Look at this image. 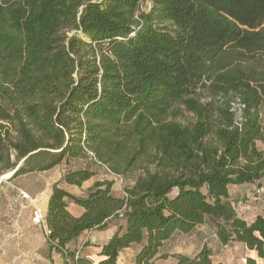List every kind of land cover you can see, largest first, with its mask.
<instances>
[{
	"label": "trees",
	"instance_id": "1",
	"mask_svg": "<svg viewBox=\"0 0 264 264\" xmlns=\"http://www.w3.org/2000/svg\"><path fill=\"white\" fill-rule=\"evenodd\" d=\"M141 1L0 0V174L24 156L20 172L71 157L125 177L144 171L125 196L111 179L84 195L53 185L47 243L71 257L66 243L121 216L100 264L132 244L134 264H153L175 231L206 222L222 244L255 254L245 264H264V214L247 222L228 200L230 184L264 178V0H149L147 11ZM233 96L244 103L239 124ZM94 174L82 167L62 180L82 186ZM174 256L170 264H211L206 245Z\"/></svg>",
	"mask_w": 264,
	"mask_h": 264
},
{
	"label": "rangeland",
	"instance_id": "2",
	"mask_svg": "<svg viewBox=\"0 0 264 264\" xmlns=\"http://www.w3.org/2000/svg\"><path fill=\"white\" fill-rule=\"evenodd\" d=\"M93 1L94 0H91V2ZM150 4L151 3L149 0H142L140 3V9L147 11L150 8ZM84 7L85 4L81 5L78 8V18ZM137 13L138 12H136V17H138ZM67 36L69 38L73 36H79L80 38L89 41V39L84 35L81 29H71L67 31ZM209 98L210 96H206V98H204V100L202 101L208 100ZM242 104L244 103L239 99L238 96H233L232 100L230 101V109L233 111L234 122L236 124H239L244 119L242 112L244 106ZM259 111L262 128L264 130V101L260 105ZM256 145L257 148L263 149L264 140L256 141ZM88 153L90 156H92L90 152ZM25 158L26 156L20 158L14 167L4 170L0 174V264H52L49 253L52 250H55L47 243V239L45 238L41 227L37 224L31 223V206L28 203L23 208L14 206V198L16 194L15 187H20L27 191L32 197H35L32 193L42 191L45 186V192L41 193L40 197L37 199L38 205L44 208L45 205L48 206V197L50 196H48V194H51L54 184L59 183L58 185L65 186L68 190L72 191L75 194L84 195L91 187L93 181L99 179H111L113 180V193L116 195L125 196L126 192L124 190V186L132 185L137 177L144 175V171L138 168L136 170H133L132 172H129L125 177L121 174L110 171L108 168H106V166L94 165L84 157L67 158L61 163L46 170L20 172L19 168L23 165ZM14 159L15 156L14 153H12L11 160ZM146 164L148 167L153 169V165H150V163ZM82 167H88L89 169L93 170L95 174L82 186L64 184L62 177L67 171ZM11 171H13L11 176L9 178H6ZM257 190H259V192H257ZM175 193L176 191L173 190L170 195H174ZM228 200L233 201L232 205L241 214L239 215L240 217L243 214H247L248 212L251 213L250 215H253L256 212H262V214L260 215H263L264 178L253 183L230 184L228 186ZM122 213L123 211H120L116 213V216H119ZM119 218L122 219L121 216ZM206 223L210 224L215 229L216 233L215 225L212 222ZM175 232H178L180 234L182 233L179 231ZM232 242L241 243L238 241H231L229 243ZM169 247L170 243L167 245V248ZM201 247H199L193 254L189 256L194 255ZM187 252L189 254L191 253V250H187ZM232 255L233 256H231V258L234 259L235 254L232 253ZM79 256H82L81 249L79 252ZM172 256L174 257L175 262L176 257L174 256V254ZM237 258L239 259L240 256L238 255ZM64 261L65 264H67L65 257ZM70 261H72L71 257L69 262Z\"/></svg>",
	"mask_w": 264,
	"mask_h": 264
},
{
	"label": "crops",
	"instance_id": "3",
	"mask_svg": "<svg viewBox=\"0 0 264 264\" xmlns=\"http://www.w3.org/2000/svg\"><path fill=\"white\" fill-rule=\"evenodd\" d=\"M46 187L37 193H32L35 203L38 205L37 199L40 197V194L45 192ZM50 193L48 194V196ZM49 199V197H48ZM231 201V200H230ZM48 204V203H47ZM67 204L70 208V211L74 215H79L81 213V208L73 205L70 201H67ZM233 201H231V205ZM39 206V205H38ZM40 207V206H39ZM236 214L241 215L236 208L232 205ZM42 213L45 215L47 210V205L40 207ZM251 213L243 214L241 217L247 222H251L256 215L262 214V212H256L253 215ZM31 221V215H30ZM31 223H33L31 221ZM124 219L113 218L111 219L107 226L101 230H92L87 241L84 243L86 237V231L80 233L68 243L66 247L74 251L75 249H81L82 258L86 261L87 264H100L103 259L100 255L102 246L108 241V239L115 233L121 232L124 228ZM34 224V223H33ZM35 231V230H34ZM37 235V234H35ZM40 235V234H39ZM41 237V236H40ZM170 243V249L167 248V245ZM206 245L210 248L212 254V264H245L242 262L243 258L254 256L255 254L248 250L242 243H227L222 244L218 237L216 236L215 229L208 223H204L195 227L188 233H178L175 232L168 240L165 241L164 245L159 249L158 254L153 259V264H170L174 262L173 254L181 253L186 255L193 254L199 247ZM140 245L132 244L129 247L122 249L119 252L115 264H134V256L138 251ZM187 250H191V253L188 254ZM235 254V258L232 259L231 256ZM240 256L238 259L237 256ZM50 259L52 264H65L64 256L61 251L52 250L50 253ZM258 264H261L258 261Z\"/></svg>",
	"mask_w": 264,
	"mask_h": 264
},
{
	"label": "built area",
	"instance_id": "4",
	"mask_svg": "<svg viewBox=\"0 0 264 264\" xmlns=\"http://www.w3.org/2000/svg\"><path fill=\"white\" fill-rule=\"evenodd\" d=\"M15 188H16V194H15V198H14V206L19 207V208H23L28 203L31 206V221L34 224H37L41 227L43 234H44L45 238L47 239V236H48L50 231L47 229V227L45 225L44 214L42 213L40 207L35 203L34 198L27 191H25L24 189H22L20 187H15ZM257 192H259V190H257ZM91 231L92 230H86V237H85L84 243L87 241ZM79 252H80L79 248L74 250L73 251V257H71L67 254L66 250L62 249V253L64 254V257L66 259L67 264H79L78 258L81 257V256H79ZM70 257H71L72 261L69 262ZM242 262L245 263L246 258H243Z\"/></svg>",
	"mask_w": 264,
	"mask_h": 264
},
{
	"label": "bare ground",
	"instance_id": "5",
	"mask_svg": "<svg viewBox=\"0 0 264 264\" xmlns=\"http://www.w3.org/2000/svg\"><path fill=\"white\" fill-rule=\"evenodd\" d=\"M12 172V171H11ZM11 172H10V175L7 177V178H9L10 176H11Z\"/></svg>",
	"mask_w": 264,
	"mask_h": 264
},
{
	"label": "water",
	"instance_id": "6",
	"mask_svg": "<svg viewBox=\"0 0 264 264\" xmlns=\"http://www.w3.org/2000/svg\"><path fill=\"white\" fill-rule=\"evenodd\" d=\"M13 173V171L11 172V174Z\"/></svg>",
	"mask_w": 264,
	"mask_h": 264
}]
</instances>
